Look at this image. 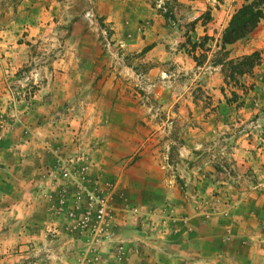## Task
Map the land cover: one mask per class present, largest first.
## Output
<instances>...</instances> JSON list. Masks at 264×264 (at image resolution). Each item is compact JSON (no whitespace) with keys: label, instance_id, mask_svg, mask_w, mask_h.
Wrapping results in <instances>:
<instances>
[{"label":"rangeland","instance_id":"1","mask_svg":"<svg viewBox=\"0 0 264 264\" xmlns=\"http://www.w3.org/2000/svg\"><path fill=\"white\" fill-rule=\"evenodd\" d=\"M241 2L0 0V50L22 44L29 53L9 86L27 99L50 80L51 64L66 60L64 71L79 75L94 108L73 113L77 132L82 131L73 144L84 140L87 154L93 146L94 174L84 154L76 161L78 153H72L57 166L58 174L62 166L68 168L63 180L73 191L56 201L60 224L45 230L53 246L41 263L122 264L137 248H128L120 235L124 215L136 230L131 242L153 251L145 244L178 234L185 217L224 218L240 198L254 191L255 198H264L263 26L226 47L232 60L259 55L249 74L226 84L220 66L207 67ZM203 36L212 39L204 46L211 51L205 58L196 48V65L187 51ZM124 174H150L145 182L156 188L146 194L145 206L128 202ZM160 182L174 189L171 198L160 191ZM101 203L106 231L94 236L77 223L87 212L93 217ZM253 216L264 228V208ZM59 242L66 248L52 252ZM32 261L27 257L14 264Z\"/></svg>","mask_w":264,"mask_h":264},{"label":"crops","instance_id":"2","mask_svg":"<svg viewBox=\"0 0 264 264\" xmlns=\"http://www.w3.org/2000/svg\"><path fill=\"white\" fill-rule=\"evenodd\" d=\"M6 49L0 50V264H14L27 257L32 258L31 264H43L41 260L49 253L47 247L53 246L45 230L60 224L56 201L62 196L66 200L73 191L72 183L60 178L57 166L62 159L78 153V161L86 155L89 174L95 171L93 146L87 154L84 140L74 142L77 147L73 144L82 134L81 130L77 132L74 109L88 113L87 109L94 108L84 97L79 75L64 71L66 60L53 62L50 80L27 99L19 97L9 84L13 74L28 62V49L22 44ZM75 97L77 101H72ZM53 152L58 157H53ZM147 175L124 174L122 190L131 205L147 204L145 196L153 188L145 182ZM134 182L138 185H132ZM162 185L160 182V191L171 198L174 189ZM254 195L256 191L240 198L224 218L185 217L184 224L178 225V234L145 244L153 251L131 242L136 230L124 215L118 222L120 235L128 248H137L122 264H264V228L252 217L264 208V198ZM59 244L60 248L52 252L66 248L64 242ZM62 256L66 258V253Z\"/></svg>","mask_w":264,"mask_h":264},{"label":"trees","instance_id":"3","mask_svg":"<svg viewBox=\"0 0 264 264\" xmlns=\"http://www.w3.org/2000/svg\"><path fill=\"white\" fill-rule=\"evenodd\" d=\"M259 24L264 28V0H242L241 4L235 8L229 16L226 25L223 27L218 45V50L211 54L212 59L208 62L209 67L220 66L222 73H226L224 78L226 84L229 81H239L242 76L249 74L254 66L259 62V55L251 53L242 56L239 59L232 60L228 58L226 47L232 45L236 41L244 38ZM189 42V39L187 38ZM208 41L212 39L208 36L200 38L199 42L190 44L187 53L191 56L196 65L199 64L197 57L194 55L196 48L201 49L203 53L211 51L210 46L204 47ZM204 48V49H203Z\"/></svg>","mask_w":264,"mask_h":264},{"label":"built area","instance_id":"4","mask_svg":"<svg viewBox=\"0 0 264 264\" xmlns=\"http://www.w3.org/2000/svg\"><path fill=\"white\" fill-rule=\"evenodd\" d=\"M78 161V159H76ZM78 174H84L83 169H80L78 171ZM60 178L62 179H67L69 170L66 166H62L61 170L59 172ZM81 180V177L78 178L76 181ZM63 203L62 200L58 201V204L61 205ZM104 212V206L103 204H99L95 211H94V216L91 217L89 216L88 212L86 213V216L84 215L81 220L78 221L77 225L81 227L82 230L86 229L87 227L90 229L91 233L94 234V236H101L104 234L106 231V218Z\"/></svg>","mask_w":264,"mask_h":264}]
</instances>
